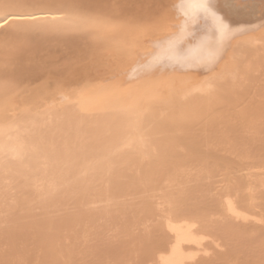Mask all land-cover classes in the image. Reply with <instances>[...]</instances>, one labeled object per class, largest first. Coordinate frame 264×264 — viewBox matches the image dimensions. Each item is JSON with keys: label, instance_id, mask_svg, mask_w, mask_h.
Instances as JSON below:
<instances>
[{"label": "bare ground", "instance_id": "obj_1", "mask_svg": "<svg viewBox=\"0 0 264 264\" xmlns=\"http://www.w3.org/2000/svg\"><path fill=\"white\" fill-rule=\"evenodd\" d=\"M111 237L264 264V0H0V264Z\"/></svg>", "mask_w": 264, "mask_h": 264}, {"label": "rangeland", "instance_id": "obj_2", "mask_svg": "<svg viewBox=\"0 0 264 264\" xmlns=\"http://www.w3.org/2000/svg\"><path fill=\"white\" fill-rule=\"evenodd\" d=\"M112 238H113V237H111V238H109V239L112 240ZM109 239L107 240V242L109 241ZM113 239L115 240L116 238H113ZM100 240H101V239H99V242H96V241H95V244L97 243V244H96L97 247L100 246L99 243L102 241V240H101V241H100ZM97 241H98V240H97ZM112 241H113V240H112ZM116 241H118V242H116V244H114V245L112 244L114 241H113V242L109 241V242L111 243V245H113V247L116 246L118 243H121V242H122L121 240H118V239H116ZM119 241H120V242H119ZM104 242H106V241H104ZM107 242H106V244L104 243V247H108V246H105V245H108ZM110 243H109V244H110ZM101 244H103V242H101ZM94 246H95V245H94ZM101 246H102V245H101ZM101 246H100V247H101ZM119 246H120V248H118V249H119V252H120V250L122 249L121 246H123V248L125 249V247H124L125 244H124V243H121V245L119 244ZM113 247H112V248H113ZM94 248H96V247H94ZM98 248H99V247H98ZM102 248H103V246H102ZM102 248H101V249H102ZM108 248H109V247H108ZM108 248H106V249L104 248V249L107 250ZM114 248H115V249H113V250H114L113 253L116 254L117 252L115 253V250H116L117 247H114ZM104 249H102V250H104ZM118 249H117V250H118ZM124 249L122 250V251H124L123 253L126 252V251H125L126 249H125V250H124ZM96 250H97V249H96ZM98 250H100V248H99ZM100 251H101V250H100ZM108 251H110V250H108ZM98 252H99V251H98ZM98 252H97V253H98ZM102 252H103V256H105V257H103L102 254H101V256H102V260H100L101 257H99V260H98V261H101V262H99V264H101V263H103V264H104V263H107L106 260H107V259L109 258V256H110V255H109V256L107 255V252H106L105 254H104V251H102ZM102 252H100V253H102ZM110 252H112V251H110ZM110 252H109V253H110ZM109 253H108V254H109ZM123 253L121 254V252H120V254H121L122 256L119 255V253L117 254V255H119V257H121V258L118 257V259H117V261H118L117 264H119V263L122 262V260H120V259H122L124 256L126 257V255H127L126 253H127V252L125 253L126 255H124ZM106 255H107V256H106ZM111 255H112V254H111ZM99 256H100V254H99ZM106 257H107V258H106ZM125 257L123 258V260L126 259ZM103 258H104V259L106 258L105 262H102V261H104ZM110 258H112V257H110ZM110 258H109L108 262H110V261L112 260V259H110ZM116 258H117V257H116ZM90 259H91V258H90ZM93 259H94V258H93ZM97 259H98V258H95L94 260L96 261ZM113 259H114L115 261L112 260L111 262H114V264H116V263H115V262H116V259H115V258H113ZM88 260H89V259H88ZM98 261H97V262H98ZM120 261H121V262H120ZM87 262H88V261H87ZM89 262H91V261H89ZM92 262H94V261L92 260ZM92 262H91L90 264H92ZM97 262H94V263L97 264ZM94 263H93V264H94ZM85 264H86V263H85ZM111 264H113V263H111Z\"/></svg>", "mask_w": 264, "mask_h": 264}]
</instances>
